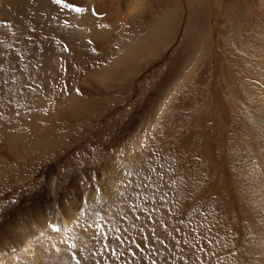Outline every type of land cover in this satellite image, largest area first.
Wrapping results in <instances>:
<instances>
[{
	"label": "rangeland",
	"instance_id": "rangeland-1",
	"mask_svg": "<svg viewBox=\"0 0 264 264\" xmlns=\"http://www.w3.org/2000/svg\"><path fill=\"white\" fill-rule=\"evenodd\" d=\"M41 1L0 0V264H264V0Z\"/></svg>",
	"mask_w": 264,
	"mask_h": 264
},
{
	"label": "snow or ice",
	"instance_id": "snow-or-ice-1",
	"mask_svg": "<svg viewBox=\"0 0 264 264\" xmlns=\"http://www.w3.org/2000/svg\"><path fill=\"white\" fill-rule=\"evenodd\" d=\"M55 2L57 3V4H61V3H64V0H55ZM66 7H70V8H74L76 11H81V9L79 8V7H77V6H74V5H70V4H68V5H65Z\"/></svg>",
	"mask_w": 264,
	"mask_h": 264
},
{
	"label": "bare ground",
	"instance_id": "bare-ground-1",
	"mask_svg": "<svg viewBox=\"0 0 264 264\" xmlns=\"http://www.w3.org/2000/svg\"><path fill=\"white\" fill-rule=\"evenodd\" d=\"M45 0H43V1H41V2H44ZM46 3V2H45ZM263 47H264V44H263ZM263 68H264V66H263ZM50 184L51 185H53V181L52 180H50ZM50 185V186H51ZM51 190H52V192H53V186L50 188ZM49 189V191L51 192V190ZM65 216V215H64ZM67 219V218H66Z\"/></svg>",
	"mask_w": 264,
	"mask_h": 264
}]
</instances>
